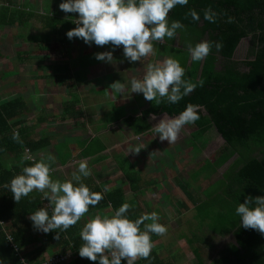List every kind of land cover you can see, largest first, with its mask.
<instances>
[{"label":"crops","instance_id":"0c3cea01","mask_svg":"<svg viewBox=\"0 0 264 264\" xmlns=\"http://www.w3.org/2000/svg\"><path fill=\"white\" fill-rule=\"evenodd\" d=\"M63 2L0 0V108L18 102L15 109L21 114L9 122L20 138L34 147L26 148L24 157H31L27 160L33 163L42 156L54 155L52 178L61 181L71 179L79 162L87 160L92 175L83 178V183L90 190L101 189L104 195L122 190L124 197L117 201L132 205L128 211L131 219L156 212L158 222L167 227V234H152L155 248L151 256L136 264H211L235 244V239L233 232L222 234L218 224L197 218L202 202L191 196L193 192L196 195L191 186L196 183L197 190L202 191L201 185L203 188V183H210L205 178L212 175V179H222L221 186L228 190L232 179H225V163L217 159L223 138L221 146L207 148L209 145L203 144L211 141L209 133L195 141L191 134L197 127L189 124L170 145L161 141L158 134L141 130L145 125L143 113L154 101H147L143 93H131L128 98L127 93L123 96L109 88L121 81L130 89L131 79H142L148 63L162 62L168 57L177 59L181 48L176 40L154 42V54L130 62L124 57L123 46H98L80 38L69 39L67 32L77 27L79 14L60 10ZM109 51L113 53L112 62L96 59L95 54ZM194 65L190 54L187 76ZM164 116H155L154 120L150 116L146 124L152 127ZM139 145L144 148L138 154L129 152ZM190 154L197 158L192 160ZM203 159L205 170L195 173ZM0 161L6 168H14L18 162L11 154L3 155ZM186 179L190 183L184 182ZM106 187L109 190L105 192ZM215 192L207 194L211 198L220 196ZM34 196H40L43 208L50 204L43 193L29 194L30 198ZM109 205L90 207L89 213L66 231L44 233L35 229L28 217L19 254L33 263L56 253H68L72 255L69 263L99 264V260L81 258L79 251L71 248L76 246L73 244H83L80 232L88 220L96 214L110 216L116 211ZM48 210L51 214V208ZM218 243L224 246L218 247ZM121 264H127V260L123 259Z\"/></svg>","mask_w":264,"mask_h":264},{"label":"trees","instance_id":"16d2710c","mask_svg":"<svg viewBox=\"0 0 264 264\" xmlns=\"http://www.w3.org/2000/svg\"><path fill=\"white\" fill-rule=\"evenodd\" d=\"M208 8L218 14L215 23L204 19V11ZM191 9L199 13V21L192 20L190 16L186 18ZM229 17L234 18L232 22H228ZM168 19L169 23L180 21L184 25L177 30L174 38L165 37L164 41H177L181 48L177 60L182 61L185 70L190 59L189 45L194 47L209 41L213 47L203 63H195L189 76L185 73V79L197 84L194 91L176 104H169L166 99L160 105L153 102L143 113L145 125L141 130L146 132L151 128L146 124L150 116L166 114L175 117L188 104L199 106L200 118L194 123L197 130L191 134L193 140L198 141L207 133L210 138L213 133L220 135L225 146L217 159L219 163H230L224 167L225 171L232 169L231 177L225 174V178L232 179L228 188L232 192L223 197L217 195L218 199L215 198L217 196L208 198L197 213V218L218 224L222 234L233 232L235 239V244L225 249L211 264H264V235L254 229H245L242 219L236 214V208L248 196H264V0H188L186 6L177 5L171 10ZM246 38L251 39L248 59L237 63L233 60L235 53ZM215 43L222 44V49L217 51ZM200 81H203L202 86ZM15 104L18 102L0 108V159L5 154H11L18 160L14 168H6L0 161V222L4 225H0V264H42L48 257L35 263L27 261L7 241L9 234L20 247L25 235L24 223L32 213L43 208L40 196H27L17 203L10 189L4 187L15 176L22 174L23 167L32 165L24 157V151L34 147L21 138L19 141L13 139L17 130L9 120L21 114L19 109H15ZM208 142H204L203 146H207ZM236 153L238 156H234ZM91 191L103 193L98 188ZM123 194L122 190L103 194L104 198L91 209L111 203L118 210L125 203L117 201L124 197ZM126 215L131 219L129 212ZM73 245L76 246L71 249L79 251L80 245ZM57 254L60 253L52 256ZM69 262L57 264H72Z\"/></svg>","mask_w":264,"mask_h":264},{"label":"clouds","instance_id":"9594fccd","mask_svg":"<svg viewBox=\"0 0 264 264\" xmlns=\"http://www.w3.org/2000/svg\"><path fill=\"white\" fill-rule=\"evenodd\" d=\"M187 4L188 0H65L59 7L66 13L79 14V19L75 21L77 27L67 32L69 39L80 38L87 44L94 42L98 46H123L124 57L136 62L154 54V42H163L165 37L174 38L177 30L184 28L180 21L169 23L168 18L177 5ZM187 16L194 21L200 20L195 9L189 10ZM217 17L218 14L211 8L204 11V19L211 23H215ZM233 19L229 17L228 22ZM212 47V42L203 41L194 47L189 45L188 51L193 61H202L210 54ZM215 48L221 50L222 44L215 43ZM95 56L101 61H113L111 51ZM185 72L179 60L168 57L162 62L148 63L142 79H131L130 89L121 81L112 83L109 88L123 96L127 93L128 98L131 93H143L147 101H154L156 105L165 99L169 104H176L197 87L196 83L185 79ZM199 84L202 86L203 81ZM199 110L198 105L188 104L178 116L170 118L165 114L148 131L158 134L161 141H168L171 145L177 141L184 126L199 120ZM152 119H155L154 115ZM13 139L19 141L18 131L13 133ZM143 148V145L135 146L129 152L138 154ZM55 162L54 155L42 156L31 166L23 167L22 174L15 176L10 184L4 185L10 189L17 203L33 191L43 193V197L50 200L48 206L30 216L34 228L44 233L56 229L66 231L75 226L89 213L90 207L96 206L104 198L103 193L91 191L83 183V178L92 175L87 160L80 161L77 171L72 172L71 179L65 181L52 178ZM108 190L107 187L104 189L105 192ZM131 207L126 202L110 216L96 214L88 220L80 232L83 241L79 248L80 257L94 262L99 260V264H121L123 259L127 260V264H136L140 259H148L155 248L152 234L164 236L168 229L158 222L160 218L156 212L130 219L126 214ZM236 214L242 219L245 229H254L264 235V196H248L244 203L238 205Z\"/></svg>","mask_w":264,"mask_h":264},{"label":"rangeland","instance_id":"374dc122","mask_svg":"<svg viewBox=\"0 0 264 264\" xmlns=\"http://www.w3.org/2000/svg\"><path fill=\"white\" fill-rule=\"evenodd\" d=\"M250 44H251V39L250 38H246V39H244L243 41H242V43L240 44V46H239V48L237 49V51H236V53H235V56H234V61L235 62H237V63H243L244 61H246L247 59H248V52H249V48H250ZM203 61L204 60H202V61H195V63H197L198 62V64H201V63H203ZM241 68H242V70H245V68L241 65ZM213 132V131H212ZM219 137H218V139H217V137H216V135H215V133H213V137H209L210 139H211V141L209 140V142H208V147L207 148H210V147H213V146H221V137H220V135H218ZM223 140V139H222ZM225 146V142L223 141V147ZM207 153H210V150H208L207 151ZM214 154V153H213ZM208 155H210V154H208ZM236 155V154H235ZM190 156H191V159L193 160V159H196L197 157L194 155V154H190ZM211 157V156H210ZM203 162H204V159L202 160V162H201V166H200V168H197V169H195V173H197V172H202V171H204L205 170V166H206V164H203ZM166 163V162H165ZM162 164L163 166H167V164ZM230 163H227V164H225L224 165V167L225 166H227V165H229ZM198 169H200V170H198ZM231 170L232 169H230V170H226L225 172H227L228 174H229V176L231 175V173H229V172H231ZM208 174H211V173H208ZM200 179H204V178H200ZM205 179H210V183H203L204 185H203V188H202V185H201V189H202V191H198L197 189H198V185L196 184V183H194L192 186H191V190H195L196 189V195H195V193L193 192L192 194H191V196H194V197H196V199L197 200H200V202H202V205H201V208L204 206V203H207V201H208V198H210V196H211V194L209 193V194H207V192H210V191H213V190H216L217 192H215V193H219L220 194V196H225V194H224V191H226V192H228V190L226 189V187H225V185H223V186H221L222 185V182H223V180L222 179H219V178H217V177H214L213 179H212V175H208ZM225 179H229V177H227V178H225ZM184 182H189V180L188 179H186V180H184ZM190 183V182H189ZM224 187H225V189H224ZM190 196V197H191ZM204 197H206L207 198V200L205 201L204 199H200V198H204ZM191 203H192V200L190 201ZM196 204H200V203H196ZM200 208V209H201ZM222 241H225V240H222ZM222 246H224V244L223 243H218V247H222ZM215 249V248H214ZM213 249V250H214ZM72 251H74V250H72ZM70 256V255H69Z\"/></svg>","mask_w":264,"mask_h":264},{"label":"built area","instance_id":"2783aa9c","mask_svg":"<svg viewBox=\"0 0 264 264\" xmlns=\"http://www.w3.org/2000/svg\"><path fill=\"white\" fill-rule=\"evenodd\" d=\"M3 223L0 222V225H2ZM7 241L10 242V244L13 246V248L17 251H19V247L17 244L14 243L13 239H12V236L8 235L7 234ZM69 258V255L67 254H61V255H55V256H50L48 257V259L43 262L42 264H57V263H64L68 260ZM22 260H24L22 258ZM26 264H29V263H26Z\"/></svg>","mask_w":264,"mask_h":264},{"label":"water","instance_id":"95a60500","mask_svg":"<svg viewBox=\"0 0 264 264\" xmlns=\"http://www.w3.org/2000/svg\"><path fill=\"white\" fill-rule=\"evenodd\" d=\"M242 42V41H241Z\"/></svg>","mask_w":264,"mask_h":264}]
</instances>
